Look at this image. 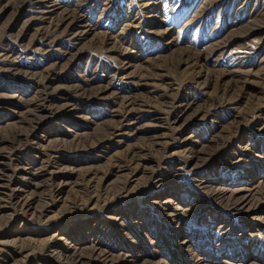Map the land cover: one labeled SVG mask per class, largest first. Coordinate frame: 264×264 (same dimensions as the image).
<instances>
[{"label":"rangeland","instance_id":"1","mask_svg":"<svg viewBox=\"0 0 264 264\" xmlns=\"http://www.w3.org/2000/svg\"><path fill=\"white\" fill-rule=\"evenodd\" d=\"M0 65V264H264V0H0Z\"/></svg>","mask_w":264,"mask_h":264},{"label":"bare ground","instance_id":"2","mask_svg":"<svg viewBox=\"0 0 264 264\" xmlns=\"http://www.w3.org/2000/svg\"><path fill=\"white\" fill-rule=\"evenodd\" d=\"M61 20H59L58 22L60 23H55V27L54 29H46V30H42V27H36L35 32L32 34V36L30 37L31 40L29 45H27L26 49H31L32 51H36V50H40V49H46V47L50 48V46H52V44L56 43V39L58 35H62L65 33V36L69 37L70 33L68 32V26L70 25V22L72 21L73 17H72V13L70 11H67L66 9H63L62 13H61ZM81 16V14H80ZM32 20H28L25 23L26 28H30L31 24L30 23ZM64 24V30L62 31V33H58L55 28L59 27L60 24ZM73 23V22H72ZM24 26V25H23ZM24 26V27H25ZM54 26V25H53ZM32 27V26H31ZM33 28V27H32ZM78 34L74 33L70 38H67V42H70L69 40H75L76 36ZM32 46V47H31ZM68 47V46H67ZM63 55H67V57L64 59L65 62L63 63V67H66L69 63H71L72 58L74 56L75 53H70L69 49H65L63 52ZM13 61V60H11ZM16 60H14L15 63ZM11 65V64H10ZM62 66V65H61ZM13 66H4V65H0V73H6V72H12V74H15V72L17 73V71L15 70L16 68H12ZM67 68V67H66ZM26 74V73H25ZM48 75H50V73L47 72L46 75L43 74V77H47ZM42 76V75H41ZM40 77V76H39ZM178 215V214H176ZM60 260V259H59ZM63 261V260H62ZM61 261V262H62ZM75 263V262H74ZM62 264H69L68 262H62Z\"/></svg>","mask_w":264,"mask_h":264}]
</instances>
